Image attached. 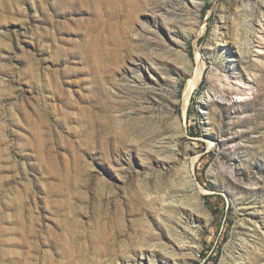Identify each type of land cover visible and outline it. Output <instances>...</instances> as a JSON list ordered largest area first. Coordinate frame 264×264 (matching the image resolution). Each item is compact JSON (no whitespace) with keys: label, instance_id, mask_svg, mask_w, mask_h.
Returning a JSON list of instances; mask_svg holds the SVG:
<instances>
[{"label":"rangeland","instance_id":"1","mask_svg":"<svg viewBox=\"0 0 264 264\" xmlns=\"http://www.w3.org/2000/svg\"><path fill=\"white\" fill-rule=\"evenodd\" d=\"M194 1L0 0V264H264V0Z\"/></svg>","mask_w":264,"mask_h":264},{"label":"bare ground","instance_id":"2","mask_svg":"<svg viewBox=\"0 0 264 264\" xmlns=\"http://www.w3.org/2000/svg\"><path fill=\"white\" fill-rule=\"evenodd\" d=\"M204 0H196L194 1L193 4H195L196 6V10L198 11L201 7H202V3ZM190 24V23H189ZM259 30L264 28V20L260 19L259 20ZM258 30V32H259ZM198 66L194 72V75L188 80L187 83V87H186V102L189 101V98L192 94V92L194 91V89L199 85L203 73H204V69H205V62L203 61L202 57L199 56V61H198ZM223 76H217V77H212V82L214 83L215 87H217L218 90L221 91H225L226 93H229V91H231V89H236L237 91H235L236 94V100L237 99H242L244 98L246 95L253 93V88L254 85L252 83V80L250 78L243 80V79H236L237 82L232 83L230 82V80H228V87L227 89H225V85L226 83H224L223 80ZM209 95V93H208ZM210 96V95H209ZM212 144L210 143V146ZM196 160V158H194V161ZM189 175V174H188Z\"/></svg>","mask_w":264,"mask_h":264}]
</instances>
